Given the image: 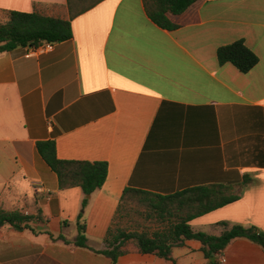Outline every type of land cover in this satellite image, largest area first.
Instances as JSON below:
<instances>
[{
	"label": "crops",
	"instance_id": "crops-1",
	"mask_svg": "<svg viewBox=\"0 0 264 264\" xmlns=\"http://www.w3.org/2000/svg\"><path fill=\"white\" fill-rule=\"evenodd\" d=\"M0 10L70 19L67 0H0ZM168 17L176 29L153 23L142 0H100L70 19V39L0 52V206L41 218L0 228V264H113L95 250L127 187L223 184L238 199L193 219V230L264 231V0H197ZM238 39L259 58L246 73L216 57ZM48 138L58 158L106 161L104 184L88 196L60 189L35 146ZM77 222L89 248L58 238L72 242ZM201 247L185 240L174 260L131 247L116 264H206ZM218 258L264 264V250L235 238Z\"/></svg>",
	"mask_w": 264,
	"mask_h": 264
},
{
	"label": "trees",
	"instance_id": "trees-1",
	"mask_svg": "<svg viewBox=\"0 0 264 264\" xmlns=\"http://www.w3.org/2000/svg\"><path fill=\"white\" fill-rule=\"evenodd\" d=\"M100 0H67L70 19L94 6ZM197 0H142L147 17L157 26L173 30L178 27L170 21L168 14L177 15ZM6 19L0 23V52L17 47L38 48L45 43H58L72 37L70 19H63L36 11L0 10ZM219 64L231 63L240 72L253 68L259 58L247 47L243 39L220 45L216 50ZM36 150L48 167L55 173L60 189L80 187L85 195L100 188L107 177L108 163L104 160L61 159L57 157L55 140L52 138L36 141ZM238 199L228 194L223 184L197 185L168 194L127 187L123 190L112 222L103 239L105 247L95 250L107 256L116 264L120 255L133 247L140 253L156 255L174 260L172 249L182 246L185 240L194 239L202 244L206 264H221L218 256L235 238H245L264 250V231L254 225L233 224L219 235L193 230L190 222L215 209ZM146 204L148 217H155L159 227L149 232L120 227L119 217L127 214L126 204L131 201ZM84 198L82 205L85 206ZM81 214L78 215L80 219ZM41 219L40 215L24 214L19 210H6L0 206V228L8 224L15 230L31 228L30 222ZM226 225V222H220ZM78 234L70 242L63 235L59 239L86 247L84 223L77 222ZM215 257V260H211Z\"/></svg>",
	"mask_w": 264,
	"mask_h": 264
},
{
	"label": "rangeland",
	"instance_id": "rangeland-1",
	"mask_svg": "<svg viewBox=\"0 0 264 264\" xmlns=\"http://www.w3.org/2000/svg\"><path fill=\"white\" fill-rule=\"evenodd\" d=\"M5 15L0 12V23L5 21ZM1 176V174H0ZM20 186L23 188L26 186L25 183H21ZM4 189H7L9 185L2 186ZM127 214L123 217H119L117 224L125 229H135V230H145L153 231L159 227L155 217H148V209L146 204L139 203L137 201H131L126 204Z\"/></svg>",
	"mask_w": 264,
	"mask_h": 264
},
{
	"label": "built area",
	"instance_id": "built-area-1",
	"mask_svg": "<svg viewBox=\"0 0 264 264\" xmlns=\"http://www.w3.org/2000/svg\"><path fill=\"white\" fill-rule=\"evenodd\" d=\"M52 47L51 43H45L41 46H39L37 49H50Z\"/></svg>",
	"mask_w": 264,
	"mask_h": 264
},
{
	"label": "water",
	"instance_id": "water-1",
	"mask_svg": "<svg viewBox=\"0 0 264 264\" xmlns=\"http://www.w3.org/2000/svg\"><path fill=\"white\" fill-rule=\"evenodd\" d=\"M88 196V195H87ZM211 260H215V257H212Z\"/></svg>",
	"mask_w": 264,
	"mask_h": 264
}]
</instances>
